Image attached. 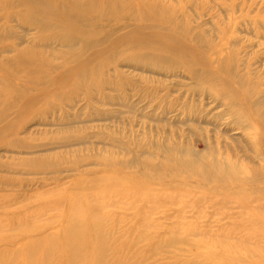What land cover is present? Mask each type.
I'll return each mask as SVG.
<instances>
[{"label": "rangeland", "instance_id": "374dc122", "mask_svg": "<svg viewBox=\"0 0 264 264\" xmlns=\"http://www.w3.org/2000/svg\"><path fill=\"white\" fill-rule=\"evenodd\" d=\"M14 1L0 0V94L9 95L0 100V256L14 261L17 249L60 236L71 201L125 177L126 186H107L100 200L105 264H264V221L254 210L220 206L227 193L208 203L206 195L223 188L178 172L189 164L195 175L216 160L236 173L257 165L240 113L228 115L180 61L110 51L108 38L135 27L130 16L90 14L91 37L68 46L44 40L50 34L21 17ZM156 1L212 61L221 53L219 77L243 78L264 95V0ZM9 46H35L48 64L18 71L26 66L13 63ZM180 181L187 196L175 191ZM140 188L144 194L130 193ZM40 253L32 264H42ZM58 257L51 264H63Z\"/></svg>", "mask_w": 264, "mask_h": 264}, {"label": "bare ground", "instance_id": "6f19581e", "mask_svg": "<svg viewBox=\"0 0 264 264\" xmlns=\"http://www.w3.org/2000/svg\"><path fill=\"white\" fill-rule=\"evenodd\" d=\"M12 4L13 1L7 7L11 8ZM14 4L18 8L17 13L21 17L28 15L30 17L28 22H33L39 31L50 34L44 40H48V37H54L56 41H64L68 46H71L74 41L78 40L81 42L91 37L92 32L85 30L86 23L93 22L89 18L90 14H98L100 19L105 20L115 14L130 16L129 21L134 22L136 24L135 27L122 30L121 34L116 35L115 38H108L107 43L110 51L130 54L133 50L137 52L148 50L154 53L156 58L182 62L193 78L200 76L204 83L211 88V94L215 96V101L220 100L224 105L223 107H226L228 115H238L240 113L241 116H239L246 125L245 129L249 131L247 133H250L249 148H251L257 159L259 158V163L255 166L253 164L250 168L240 169L236 173L235 169L227 166L228 163L222 166L224 163L221 164L216 160L214 165L209 166L207 161V164H204L203 171L195 175L193 173H196V171L191 172L189 164L178 166V172L185 170L186 173L190 172L186 174V179L190 180L192 177H198L197 181H200L201 184H211L217 188H223L222 190H216L219 194L206 195L204 199L208 198V203L215 201L213 198L216 197L214 196L227 193L228 196L218 197L220 198L218 203L222 204L220 206L226 207L223 204H227V206L228 204L229 206L234 204L236 207L245 210L253 209L256 218L264 221V95L261 94L259 88L253 87L252 83L246 82L243 78L228 74L226 77L223 76L224 79L219 77V75L222 76V67L225 63H223V58L218 50H214L211 53L215 56V60L212 61L205 54V51L193 42L194 39L187 35L188 32L182 30V27L174 20L172 14H164L163 6L156 0H18L14 1ZM116 20H122L121 16L117 17ZM178 38L182 40V43H179L180 39ZM163 43H168L171 47L168 48L169 46H165ZM9 47L10 51L14 53L12 57L13 63L26 66L18 69V71L28 72L30 71L29 69H33L32 71L36 74V72L38 73V67L48 64L43 55H40L38 50H34L35 46L24 47L19 50H12V46ZM92 59L101 60V56L95 54ZM72 70L77 72V70ZM210 72L217 75L212 76ZM14 73L19 75L16 70ZM80 73L84 74V72ZM204 79H207L208 82ZM8 97L9 95L7 94H0V100H5ZM241 129L237 128L234 130L240 131ZM199 167L200 165L197 164L196 168L201 169ZM224 167H227V169ZM108 179V185L105 184L99 190H92L93 193L81 192L80 196L71 201L70 212L64 219L60 236H50L46 244L36 242L30 246H23L17 249L13 255L14 261H11V259L7 261L1 255L0 264H16L15 260L18 257L19 259L23 257L24 262L17 264H32V260L39 251H41L40 258L42 261L40 260V262L42 264H51V260L54 257L57 258V255L63 259V264H105L104 259L108 251L106 247L108 242L106 243L107 236L101 225L105 215L103 214L100 200L107 196V192L109 193L110 188L113 186H126L127 182H130L125 177L123 178L124 180L121 178L115 179L116 181L112 178ZM99 180L92 182L96 184L99 182L98 186L104 185L101 184L104 179ZM113 182L115 185H113ZM107 186H110V188L106 189ZM178 187L175 191L179 192L180 196L181 194H187L184 182L180 181ZM122 188L119 189L122 190ZM116 190L112 191V193L118 199L120 192ZM139 191L144 194V190L141 188L137 191L132 189L130 193ZM121 195L122 198L125 195L128 197L130 194L126 191L125 193L121 192ZM103 207L105 209L107 206L105 207L103 204ZM44 242L45 240H43ZM55 242L62 246L65 253L60 252L59 245L55 246ZM7 257L9 258V256ZM37 261L39 262V260Z\"/></svg>", "mask_w": 264, "mask_h": 264}]
</instances>
